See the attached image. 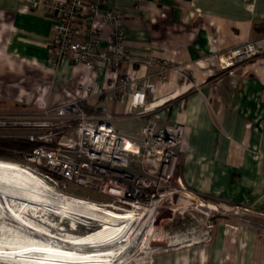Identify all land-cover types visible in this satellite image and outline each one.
<instances>
[{"label": "crops", "instance_id": "obj_1", "mask_svg": "<svg viewBox=\"0 0 264 264\" xmlns=\"http://www.w3.org/2000/svg\"><path fill=\"white\" fill-rule=\"evenodd\" d=\"M53 1L0 0V111L61 106L75 101L82 85L91 89L84 109L125 131L137 132L148 118L157 127L181 121L179 175L187 191L240 205L255 221H216L205 237L139 264H264V53L228 70L218 60L264 38L253 31L264 23V0H106L122 12L127 56L102 73L68 60L49 65ZM100 28L105 45L109 28ZM163 60L191 72L198 89L174 71L157 82L155 64ZM131 68L151 76L155 91L143 110L126 115V96L109 100L107 90Z\"/></svg>", "mask_w": 264, "mask_h": 264}, {"label": "built area", "instance_id": "obj_2", "mask_svg": "<svg viewBox=\"0 0 264 264\" xmlns=\"http://www.w3.org/2000/svg\"><path fill=\"white\" fill-rule=\"evenodd\" d=\"M50 9L54 17L50 66L68 60L102 73L125 61V26L119 9L108 7L106 0H56L50 3ZM102 25L109 28L105 45ZM263 53L264 38L246 42L219 56L220 69H231ZM155 65L157 82H165L174 71L182 83L198 89L191 72H183L165 60ZM90 90L81 85L75 101L35 113L0 111V141L24 146L14 151L21 161L14 164L55 186L59 182L63 187L72 185L109 197L110 201L96 205L130 214L134 221L131 232L141 233L149 223L171 220L177 197H193L179 175L183 123L177 120L157 127L148 118L137 132L125 131L110 116L84 109L82 101ZM154 91L151 76H141L131 68L108 88L107 94L109 100L117 93L126 96L125 114L133 115L143 110L147 95ZM138 222L142 223L141 230L136 231L133 225Z\"/></svg>", "mask_w": 264, "mask_h": 264}, {"label": "bare ground", "instance_id": "obj_3", "mask_svg": "<svg viewBox=\"0 0 264 264\" xmlns=\"http://www.w3.org/2000/svg\"><path fill=\"white\" fill-rule=\"evenodd\" d=\"M3 199L7 203L8 216L24 227L21 225L18 228L0 222L1 263L115 264L117 260L122 258L121 255L125 254L123 243H120L121 247L112 250L111 253H100L101 251L82 253L68 250L62 244L58 245L57 241L55 243V241L38 240L32 237L31 231L36 230L44 234L47 229L43 224L51 225L50 220L46 217L35 215L40 211L68 219L72 228H74L77 219L75 215H85L102 220L103 224L99 229H96V232L65 241L73 244L76 248L97 249V247L109 243L123 241L127 231L132 228L130 224L134 222L130 214L124 215V213L103 210L94 203L73 200L64 195L56 194L35 178L33 173L6 162H0V207L3 206ZM0 216V220L5 218L1 210ZM38 217L40 218L38 219ZM36 221L43 224L39 225ZM49 237L54 238L53 235H49Z\"/></svg>", "mask_w": 264, "mask_h": 264}, {"label": "rangeland", "instance_id": "obj_4", "mask_svg": "<svg viewBox=\"0 0 264 264\" xmlns=\"http://www.w3.org/2000/svg\"><path fill=\"white\" fill-rule=\"evenodd\" d=\"M118 121L122 123V127H127L125 119L119 118ZM0 162L17 164L21 161L19 159L18 161H13L6 158L0 159ZM33 175L54 193L64 195L73 200H82L87 203L91 202L94 204L108 202L111 200L109 197L98 195L93 191H81L72 185H66L65 187H63L62 184L58 182V185L55 186L48 180L46 181L38 175H35L34 173ZM2 201L3 206L0 207V210L5 218L1 219L0 222H4L5 225L8 224L19 228L22 224L20 225L18 221L16 223L12 218L8 216L7 203L5 202V199H3ZM175 206L176 212L171 220L165 221L163 223L157 222L154 225H151L149 223L143 228V230H141L142 223L138 222L133 225V227L136 231L138 229L141 230V233L131 232V230H128L122 242L109 243L105 246L97 247V249L85 247L76 248L73 244L65 241H71L74 238L85 236L87 235V233H93L94 231L96 232V229H99L103 224L102 220H98L81 214L75 215L77 219L75 220L74 228H72L71 222L68 219L56 214H46L40 211L35 215H42L44 216V218L46 217L50 220L51 225L43 224L41 222L38 223L37 221L36 223H38L39 225L43 224L47 229L46 232L49 235H53L54 238H50L45 230L44 234L36 230H32L31 235L38 240H49L53 242L55 241V243L57 241L59 243L58 245L62 244V246L68 250L78 251L82 253H88V251H101L100 253H111L112 250H117V248H120V243H123L125 247V254H122V258L120 260H117L115 264H139L141 262H147L160 251L170 249L176 243L187 244L191 240L196 241L199 238H203V236L205 237L206 234L203 235V232L208 230L210 224L213 223L211 221L216 219L219 216L218 214H222L225 217L223 216L224 218H217L216 221H223V219H226L229 222L244 220H249L251 222L255 221V218H248V214L246 215V212H244L242 208L219 206L202 199H195L190 195L185 197L178 196L175 201ZM103 210L105 209L103 208ZM39 218L40 217H38V219ZM130 226L132 227V224H130ZM55 237L58 239H56ZM0 264L6 263L0 262Z\"/></svg>", "mask_w": 264, "mask_h": 264}, {"label": "trees", "instance_id": "obj_5", "mask_svg": "<svg viewBox=\"0 0 264 264\" xmlns=\"http://www.w3.org/2000/svg\"><path fill=\"white\" fill-rule=\"evenodd\" d=\"M253 31L259 32L262 35H264V23L263 24H261V23L254 24ZM23 149H24V146L21 144H18L16 142L0 141V159H6L7 158V159H11L13 161H18L19 156L17 154H15L14 151L16 152V151L23 150ZM75 188H77V187H75ZM78 189L81 191L83 190L81 188H78ZM199 197L204 201L212 202V203L219 205V206H228L231 208H236V207L241 208L240 205H237L234 203H225V202H222L220 199L215 198L213 196L199 195ZM218 215L219 216L217 218H222L224 216L222 214H218ZM217 218L211 222H213V223L216 222ZM223 220H226V219H223Z\"/></svg>", "mask_w": 264, "mask_h": 264}]
</instances>
